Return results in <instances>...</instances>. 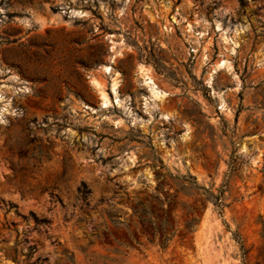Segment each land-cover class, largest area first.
<instances>
[{
    "label": "rangeland",
    "instance_id": "374dc122",
    "mask_svg": "<svg viewBox=\"0 0 264 264\" xmlns=\"http://www.w3.org/2000/svg\"><path fill=\"white\" fill-rule=\"evenodd\" d=\"M97 255L264 264V0H0V264Z\"/></svg>",
    "mask_w": 264,
    "mask_h": 264
},
{
    "label": "trees",
    "instance_id": "16d2710c",
    "mask_svg": "<svg viewBox=\"0 0 264 264\" xmlns=\"http://www.w3.org/2000/svg\"><path fill=\"white\" fill-rule=\"evenodd\" d=\"M88 192H89V190L84 189V191H83L84 198L86 197ZM143 221H145V220H143ZM148 221L150 222L151 225H153V227H152V234H151L152 236L150 238H147V241L151 244H156V245L164 248L166 246L168 240L172 236L171 232H169V230H167L165 227L162 226L161 220L159 221V223L157 225H156L155 221H153V220L147 219V222ZM128 238L131 239L133 242L137 243L138 245H141L140 242H137L136 239L132 238V235L128 234ZM117 243L121 246L129 247V248L131 247V245L126 241H118L117 240ZM112 251L114 253H117V254L119 253L118 248H115V247L112 249ZM96 257L103 259V262L101 264H115V260L108 258L107 256L97 255Z\"/></svg>",
    "mask_w": 264,
    "mask_h": 264
},
{
    "label": "bare ground",
    "instance_id": "6f19581e",
    "mask_svg": "<svg viewBox=\"0 0 264 264\" xmlns=\"http://www.w3.org/2000/svg\"><path fill=\"white\" fill-rule=\"evenodd\" d=\"M101 95H102L103 101H106V96H105V94L102 92Z\"/></svg>",
    "mask_w": 264,
    "mask_h": 264
}]
</instances>
